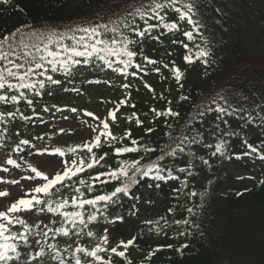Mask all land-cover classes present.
Returning a JSON list of instances; mask_svg holds the SVG:
<instances>
[{
    "label": "snow or ice",
    "instance_id": "obj_1",
    "mask_svg": "<svg viewBox=\"0 0 264 264\" xmlns=\"http://www.w3.org/2000/svg\"><path fill=\"white\" fill-rule=\"evenodd\" d=\"M213 3L112 0L76 23L24 24L0 34V165L18 177H0V264H44L45 257L47 264H136L131 249L141 235L167 236L175 227L171 238L186 242L148 249L139 264H151L160 251L183 255L187 238L203 237L201 216L218 183L212 177L226 162H264V93L257 100L233 84L197 101L186 89L192 67L199 64L206 79L218 64L205 35L207 8L224 18ZM12 6L0 0L5 10ZM85 85L119 95L112 107L104 101L103 114L59 105L62 93L86 94ZM141 89L149 94L146 111L135 102ZM185 102L192 105L186 115ZM81 113L91 121L76 124ZM81 131L86 135L69 144ZM157 132L164 140L154 145ZM165 188L174 202L166 214L144 220L141 235L113 239V225L139 219Z\"/></svg>",
    "mask_w": 264,
    "mask_h": 264
},
{
    "label": "trees",
    "instance_id": "obj_2",
    "mask_svg": "<svg viewBox=\"0 0 264 264\" xmlns=\"http://www.w3.org/2000/svg\"><path fill=\"white\" fill-rule=\"evenodd\" d=\"M203 2L207 5L213 0ZM111 3L112 0H13V6L7 10L6 6L0 7V34L24 24L65 26L76 23ZM213 7H221L224 13V18L220 19L212 8H207L205 12V35L216 49L218 64L206 79L202 78L199 64L192 67L187 73L186 89L198 101L201 94L236 84L258 100L260 94L264 93V0H214ZM159 54V51L152 53L153 58ZM176 58L179 59V55ZM156 80L159 83L158 77ZM101 88L103 92L119 95L110 88L98 87ZM160 90L157 87V92ZM176 96L178 93L173 89L171 97ZM148 97L149 94L143 89L136 96L135 102L141 105L142 111L147 110L143 101ZM191 108V103L185 102L180 110L186 115ZM24 111L29 112L28 109ZM233 127H237V124L234 123ZM141 133L142 130L137 134ZM248 138L250 142H258L256 133H249ZM151 140L155 145L163 143L164 138L157 132ZM241 150L239 140H234L233 151ZM212 178L218 183L214 197L207 199L201 216L203 237L187 238L190 247L183 255L175 250L160 251L151 264H264V186H260L264 178L253 180L251 185L235 183L223 169ZM245 189L248 191L243 196L221 195L225 191L234 193ZM169 191L165 188L163 193L152 194L151 198H158L153 200L152 206L140 208L139 219L132 218L114 225L113 239H127L133 234L145 233L143 221L166 214L167 208L174 203L167 195ZM176 218H180L179 215ZM175 231L173 227L167 236L155 233L141 235L138 245L131 249V258L139 264L147 250L156 245L173 244L178 247L186 242L185 238L172 239ZM145 264L148 262L145 261Z\"/></svg>",
    "mask_w": 264,
    "mask_h": 264
},
{
    "label": "rangeland",
    "instance_id": "obj_3",
    "mask_svg": "<svg viewBox=\"0 0 264 264\" xmlns=\"http://www.w3.org/2000/svg\"><path fill=\"white\" fill-rule=\"evenodd\" d=\"M85 88L87 89V93L82 96H77L76 93L72 94H65L58 97L59 105L63 108L65 105L67 106H76L80 105L82 108L94 111L95 113L100 114L99 110V97L98 94L94 91V88H88L87 85H85ZM54 102V101H53ZM67 115L68 113L65 111L64 113ZM58 119V117H57ZM91 121V118L85 117L83 113L80 114L79 118L75 121L76 124H82L84 120ZM86 135L83 131L79 132L76 137L73 139H79V136ZM6 159V158H5ZM19 163H22V161H18ZM6 165H0V177L4 179H13L18 178L14 175H9L7 173L2 172V168ZM10 170V172L14 171H20L23 172V168L20 169H14V166H7ZM225 170L227 173H229L234 181H237L240 184L249 183L251 184L252 178H263L264 177V162H253L252 160H245L244 164H240L238 166H229L225 167ZM238 176L245 177L243 180L237 179ZM249 188V187H248ZM2 190V189H0ZM13 195H18V193L13 192ZM5 204L8 202H4ZM42 223L41 221H36V224L33 225L32 231L35 232L36 225ZM51 243H56V240H51ZM62 244H58V247H61ZM44 264H47V257H45Z\"/></svg>",
    "mask_w": 264,
    "mask_h": 264
}]
</instances>
